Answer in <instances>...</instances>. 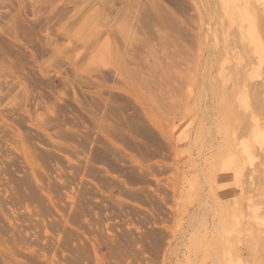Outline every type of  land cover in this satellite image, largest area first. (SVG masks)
Instances as JSON below:
<instances>
[{
	"label": "rangeland",
	"instance_id": "374dc122",
	"mask_svg": "<svg viewBox=\"0 0 264 264\" xmlns=\"http://www.w3.org/2000/svg\"><path fill=\"white\" fill-rule=\"evenodd\" d=\"M0 264H264V0H0Z\"/></svg>",
	"mask_w": 264,
	"mask_h": 264
}]
</instances>
